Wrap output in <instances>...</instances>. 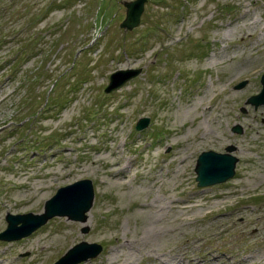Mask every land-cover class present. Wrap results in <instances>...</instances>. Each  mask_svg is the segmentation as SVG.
<instances>
[{"label":"rangeland","instance_id":"374dc122","mask_svg":"<svg viewBox=\"0 0 264 264\" xmlns=\"http://www.w3.org/2000/svg\"><path fill=\"white\" fill-rule=\"evenodd\" d=\"M125 1L0 0V233L7 213L41 214L61 186L88 178L94 190L85 222L53 217L27 237L0 240V264H54L82 241L102 250L78 264H109L140 236L155 198L164 206L157 249L132 264H171L170 255L255 264L264 247V106L246 100L261 90L264 63L251 70L264 52V0H146L131 30L120 27ZM247 7L259 16L254 27L240 25ZM227 25L234 31L224 39ZM129 68L141 73L104 93L109 75ZM198 100L196 116L184 115ZM142 117L148 126L136 130ZM197 122L206 130L193 135ZM227 146L234 176L198 187L199 153ZM120 168L123 184H108Z\"/></svg>","mask_w":264,"mask_h":264},{"label":"water","instance_id":"95a60500","mask_svg":"<svg viewBox=\"0 0 264 264\" xmlns=\"http://www.w3.org/2000/svg\"><path fill=\"white\" fill-rule=\"evenodd\" d=\"M146 0L125 1V18L120 23V27L131 30L140 23V17L144 9ZM141 73L140 68L119 69L109 75V82L104 88V93L108 94L122 87L129 80L137 77ZM261 90L258 94L251 95L246 103L254 108L264 106V72L260 77ZM245 82L236 85L241 88ZM149 118L142 117L135 124L136 130H142L148 126ZM239 133V126L232 128ZM233 146H227L225 152L214 150L202 151L196 159L194 172L198 187L220 184L232 178L235 173L237 157L232 154ZM94 198L92 181L83 178L59 187L55 194L44 202L41 214L7 213L5 220L6 229L0 233V240L14 241L29 236L39 227L44 225L53 217H65L68 220L85 222L87 212L90 210ZM88 227L82 228V232H87ZM102 250V246L96 243L82 241L69 248L54 264H78L89 258L97 256Z\"/></svg>","mask_w":264,"mask_h":264},{"label":"bare ground","instance_id":"6f19581e","mask_svg":"<svg viewBox=\"0 0 264 264\" xmlns=\"http://www.w3.org/2000/svg\"><path fill=\"white\" fill-rule=\"evenodd\" d=\"M250 12L251 11L248 9V7L245 8V11L243 12V14H241V20L242 21L240 22V25H244V22H247L248 25L253 26V27L256 25V23L259 21V16H253L252 13H250ZM249 15H251V16L248 17ZM263 29H264V26H263ZM224 30L225 31H224L223 37H224V39H228V35L230 36L232 31H234V26L227 25L226 27H224ZM242 37H244V36L242 35ZM259 38H262L261 41H264V32H262V36H259ZM258 49L261 50L260 48H255V51ZM220 56H221L220 54L214 53L211 57V64L216 65L217 63H219L220 58H217V57H220ZM258 57H259L258 61H257L258 63L255 66V68H253L251 70V74L258 70L257 68L262 65V62L264 63V52H262ZM249 59H252L249 57V55H247V57L244 58L245 62H248ZM231 61H232V59H231ZM231 91L232 90L227 88L225 90V94H228L229 96H233L234 94L231 93ZM200 105L201 104H200L199 100L197 102L193 101L190 106H188L187 108H185L183 110V114L195 117L197 114L196 113L197 109L200 107ZM254 115H256V114L254 113L251 116H254ZM251 116H248V117L250 118ZM203 123L204 122H197L196 124L192 125V127H190V129H189L190 133L195 135V134L199 133L200 131L201 132L205 131L206 128L204 127ZM218 128H219L221 134L223 135L224 129H222L221 127H218ZM250 129L254 130L255 128L250 127ZM129 163H130V161L128 160L126 163L127 167L129 165ZM125 167H123L124 170H125ZM122 173H123V171L121 168L117 171H115V170L109 171L108 175L111 176L112 179L113 178L114 179L110 182L107 181V183L109 182L108 184H110V185H121V184H123V180H120V178L122 177ZM123 175H124V173H123ZM158 200L159 199L155 198V199H153L154 205H152V204L147 205V209L149 212L146 216H143L144 223L146 224V227L142 230L140 236L133 237L131 241L124 240V243H126L127 247H128L127 250H125L122 247L124 249V251L122 249H117V250L112 251L111 256L108 258L109 264H132L133 261L138 259V257H149L150 254L146 256L147 251H149V249H153V248L157 247L155 244V235H157V233H158V226H156L155 224H156V222H158V219H160L162 217V215L164 214L163 212L160 211L161 209L164 208V206H162L160 204H155V202H158ZM164 200H166V199H164ZM171 203L177 204L175 201L171 202ZM142 205H144V204H142ZM155 249H157V248H155ZM260 253L261 254L258 257V259L256 260L255 264H264V247L261 249ZM170 256H171V259H174V260L177 259L176 260L177 262L176 261L173 263L171 262V264H178V262H179V264H204V262L201 260H199L197 262H195L194 259H192V260L188 259L186 261L183 258L185 261L180 260L179 257H182L181 255L179 257H176L178 255H170ZM229 257L230 256L226 257V260L229 261V264H238V262L233 261ZM154 259H155V257H154ZM253 259H255V257ZM155 260H157V258ZM247 260L251 261L252 257L248 256V258L244 259L243 262H245ZM164 264H168V263H164Z\"/></svg>","mask_w":264,"mask_h":264},{"label":"trees","instance_id":"16d2710c","mask_svg":"<svg viewBox=\"0 0 264 264\" xmlns=\"http://www.w3.org/2000/svg\"><path fill=\"white\" fill-rule=\"evenodd\" d=\"M29 47H30V46H27V47L24 46L22 50H25V51H26L25 53H26L27 55H35V54H36V51H34L33 49H30ZM32 47H33V43H32ZM29 50L32 52L31 54L28 52ZM29 57H30V56H29ZM40 74H41V73H40ZM40 77H41L40 75L36 74V75H34V76L32 77V78H33L32 80L35 81L36 79H38V78H40ZM28 80L30 81V79H28Z\"/></svg>","mask_w":264,"mask_h":264}]
</instances>
